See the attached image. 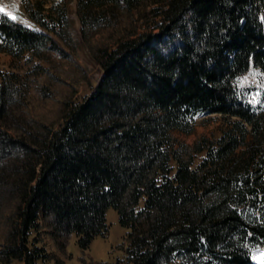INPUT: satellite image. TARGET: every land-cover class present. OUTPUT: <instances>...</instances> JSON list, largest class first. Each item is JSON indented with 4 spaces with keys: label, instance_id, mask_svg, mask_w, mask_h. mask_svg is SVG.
I'll return each mask as SVG.
<instances>
[{
    "label": "trees",
    "instance_id": "trees-1",
    "mask_svg": "<svg viewBox=\"0 0 264 264\" xmlns=\"http://www.w3.org/2000/svg\"><path fill=\"white\" fill-rule=\"evenodd\" d=\"M23 3L45 31L0 15V52L29 55L27 70L0 67V264H66L39 245L46 233L64 248L76 234L81 264H113L85 255L110 207L128 228L125 264H255L264 105L237 81L264 72V0H77L83 34L101 33L103 71L79 100L54 87H75L61 67L74 64L70 8ZM33 93L58 99L54 118ZM20 108L26 124L11 117ZM199 114L229 123L178 146L173 131L190 133Z\"/></svg>",
    "mask_w": 264,
    "mask_h": 264
},
{
    "label": "rangeland",
    "instance_id": "rangeland-1",
    "mask_svg": "<svg viewBox=\"0 0 264 264\" xmlns=\"http://www.w3.org/2000/svg\"><path fill=\"white\" fill-rule=\"evenodd\" d=\"M33 3L38 0H30ZM45 2V8L49 9L56 6L68 5L70 8L71 17L73 19L72 37H73V54L72 59L74 64L70 66L68 62H64L61 67L64 68L63 76L69 81L75 83V87L71 86H60L54 85V87H59L58 89L62 92H67L78 89L73 98L79 100L80 98L88 95L92 89L96 86L99 79L101 78L103 71L99 63L94 57L92 52V47L96 44L95 42L100 39V34L87 35L85 36L81 31V24L77 15V0H43ZM0 15H6L11 19L24 24L35 30L44 32L45 30L34 22L29 16L27 10L24 7L23 0H0ZM29 56V55H27ZM27 56L22 58H15L10 54L0 52V67L6 71H18L21 68H28V63L26 62ZM53 62L55 65L62 64L61 57L56 56V54H51ZM76 67V68H75ZM60 68V69H62ZM77 69H80L77 70ZM58 70V69H57ZM24 71V70H23ZM66 72V73H65ZM238 86L244 89L248 100L253 104H263L264 105V72L258 68L252 67L247 73L242 75L238 81ZM71 85V84H70ZM71 90V91H72ZM60 95V94H59ZM59 95L57 98H59ZM32 105L34 108L40 112H43L46 116L57 115L59 108L61 107L58 103V99H54V102L41 98L40 95L33 93L31 96ZM14 121L21 119L23 121L25 118L22 108L11 116ZM26 124V121H23ZM229 123L224 116L221 115H209V114H199L196 116L194 121V128L190 133H184L178 130L173 131V135L176 138V143L180 145L192 146L204 137L212 138L215 135H219L225 126ZM16 126V125H15ZM11 213V212H9ZM8 214V213H7ZM106 219L109 226V231L105 235L96 236L85 255L91 259L110 262L113 264H125L126 255L124 252L116 250V245L122 241L123 237L128 231V228L123 226L120 222V216L118 211L114 207L108 208L106 211ZM7 223L4 222L3 229H6ZM77 235L74 234L71 241L69 242L67 248H64L58 239H55L51 234L46 233L43 236V241L39 244L46 248V253L50 254L51 257H59L65 261L66 264H81L79 257L83 254L82 249L78 244ZM264 249L256 250L254 252V260L258 264H264ZM50 257V258H51ZM12 264H25L24 261L16 260ZM49 264H55L53 260H50Z\"/></svg>",
    "mask_w": 264,
    "mask_h": 264
},
{
    "label": "snow or ice",
    "instance_id": "snow-or-ice-1",
    "mask_svg": "<svg viewBox=\"0 0 264 264\" xmlns=\"http://www.w3.org/2000/svg\"><path fill=\"white\" fill-rule=\"evenodd\" d=\"M0 11H3V9H0Z\"/></svg>",
    "mask_w": 264,
    "mask_h": 264
},
{
    "label": "bare ground",
    "instance_id": "bare-ground-1",
    "mask_svg": "<svg viewBox=\"0 0 264 264\" xmlns=\"http://www.w3.org/2000/svg\"><path fill=\"white\" fill-rule=\"evenodd\" d=\"M264 251V250H263ZM255 252V251H254ZM253 255H254V253H253ZM254 257V256H253Z\"/></svg>",
    "mask_w": 264,
    "mask_h": 264
}]
</instances>
